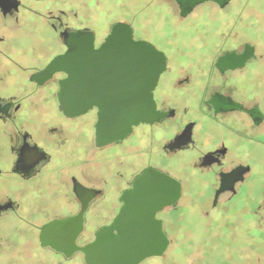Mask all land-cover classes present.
Listing matches in <instances>:
<instances>
[{"label": "flooded vegetation", "instance_id": "obj_1", "mask_svg": "<svg viewBox=\"0 0 264 264\" xmlns=\"http://www.w3.org/2000/svg\"><path fill=\"white\" fill-rule=\"evenodd\" d=\"M118 23L164 53L152 93L166 116L99 145L97 108L61 111L68 74L45 69L79 52L86 80ZM146 168L180 184L155 214L168 244L152 257L191 241L189 264H208L213 239L172 237L191 186L208 188L195 205L206 218L240 197L263 219L264 0H0V264H86L84 247Z\"/></svg>", "mask_w": 264, "mask_h": 264}, {"label": "water", "instance_id": "obj_2", "mask_svg": "<svg viewBox=\"0 0 264 264\" xmlns=\"http://www.w3.org/2000/svg\"><path fill=\"white\" fill-rule=\"evenodd\" d=\"M114 47L129 51H113ZM93 55L99 63L95 67L86 66L92 72L86 80L82 79L79 52L54 58L45 73L60 70L68 74L59 84L61 111L73 115L97 108L94 125L97 144L122 139L134 126L151 124L166 116L156 110L152 93L166 67L164 53L146 41L133 40L129 28L118 23ZM179 196L180 184L176 180L154 168L144 169L136 176L132 188L123 192L120 198L123 204L114 221L98 229L94 240L84 247L85 263L138 264L145 258L162 255L168 240L155 214L174 204Z\"/></svg>", "mask_w": 264, "mask_h": 264}, {"label": "rangeland", "instance_id": "obj_3", "mask_svg": "<svg viewBox=\"0 0 264 264\" xmlns=\"http://www.w3.org/2000/svg\"><path fill=\"white\" fill-rule=\"evenodd\" d=\"M185 34H189L185 32ZM182 39H186L182 37ZM173 57V56H172ZM175 58V55H174ZM197 189L191 186L187 197L182 199L184 205L181 210L182 220L177 228L181 239L194 240L213 239L210 243L214 245L209 248L205 255L208 256V264H264V212L263 219H259L253 213H246L243 200L238 197L233 201L231 207H221V213L205 217L198 213L195 205H206L209 199L208 188L199 186L200 195H192V190ZM184 243L170 248L167 257L160 259L151 257L141 264H189L193 256L192 246Z\"/></svg>", "mask_w": 264, "mask_h": 264}]
</instances>
